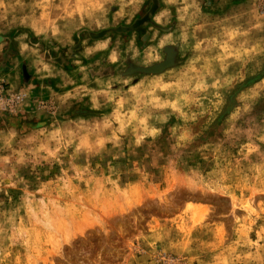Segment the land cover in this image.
Instances as JSON below:
<instances>
[{
	"label": "rangeland",
	"instance_id": "rangeland-1",
	"mask_svg": "<svg viewBox=\"0 0 264 264\" xmlns=\"http://www.w3.org/2000/svg\"><path fill=\"white\" fill-rule=\"evenodd\" d=\"M0 84V264H264V0H0Z\"/></svg>",
	"mask_w": 264,
	"mask_h": 264
},
{
	"label": "built area",
	"instance_id": "built-area-1",
	"mask_svg": "<svg viewBox=\"0 0 264 264\" xmlns=\"http://www.w3.org/2000/svg\"><path fill=\"white\" fill-rule=\"evenodd\" d=\"M14 104V99L8 94L4 86L0 84V110H10Z\"/></svg>",
	"mask_w": 264,
	"mask_h": 264
},
{
	"label": "crops",
	"instance_id": "crops-1",
	"mask_svg": "<svg viewBox=\"0 0 264 264\" xmlns=\"http://www.w3.org/2000/svg\"><path fill=\"white\" fill-rule=\"evenodd\" d=\"M15 71V70H14ZM10 73H12V75L10 76ZM1 75L3 76V78H5V76H7L11 81H12V83H14V85L15 86H19V82H20V80L18 79V77H16L15 76V73L14 72H12V71H7V72H1ZM17 75V74H16ZM5 118V117H4ZM4 118H0V120L2 119H4ZM9 118H11V117H8V116H6V118L5 119H9Z\"/></svg>",
	"mask_w": 264,
	"mask_h": 264
}]
</instances>
